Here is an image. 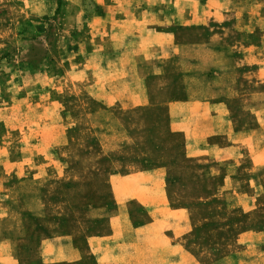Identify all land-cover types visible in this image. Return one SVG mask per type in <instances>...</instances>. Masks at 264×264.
<instances>
[{
	"label": "rangeland",
	"instance_id": "rangeland-1",
	"mask_svg": "<svg viewBox=\"0 0 264 264\" xmlns=\"http://www.w3.org/2000/svg\"><path fill=\"white\" fill-rule=\"evenodd\" d=\"M161 1L0 0V162L6 157L15 162L0 164V208L8 201L14 215L7 222L13 226L15 213L19 216L32 205L24 197L23 204L11 208L9 202L18 200L20 190H39L42 208L40 217L21 212L23 227L12 231L19 240L20 264H80L70 262L65 250L52 255L51 242L63 247L68 238L88 257L85 241L96 226L87 220V210L112 204L109 174L161 166L166 168L168 206L184 217L178 264H224L225 256L228 264H237L243 243L257 238L264 250V164L250 160L247 148L240 158L233 150L225 153L223 145L213 155L185 145L186 137L181 128L175 130L178 125L171 123L167 107L172 102L167 100L183 97L177 80L174 86L162 77L150 81L146 106L126 100L130 92L121 65L147 64L135 37L143 25L134 22L156 23L150 15H167ZM235 29L231 38L238 36ZM195 37L180 32L177 39ZM125 49L136 52L121 54ZM259 67L264 70V64ZM259 67L238 68L232 101V126L248 138L258 127L264 135V71L257 74ZM107 94L121 99L113 107L95 100ZM47 147L48 167L42 165L43 154L36 153ZM224 156L240 164L214 161ZM22 158L30 164H16ZM33 173L42 174L41 179L14 188ZM216 173L220 175L214 177ZM225 173L235 178L230 190L222 181ZM131 213L140 226L147 221L142 207L132 205ZM243 234L247 236L239 238ZM254 234L259 235L250 236Z\"/></svg>",
	"mask_w": 264,
	"mask_h": 264
},
{
	"label": "crops",
	"instance_id": "crops-1",
	"mask_svg": "<svg viewBox=\"0 0 264 264\" xmlns=\"http://www.w3.org/2000/svg\"><path fill=\"white\" fill-rule=\"evenodd\" d=\"M161 5L165 7L167 15H150L156 23H143V19L133 21L136 26L143 25L141 34L135 37L139 38L137 47L143 48L147 54L144 58L147 64L145 68H137V64L130 63L121 65L123 76L128 78L130 93L126 100L131 102V105L136 102L139 105H148L150 99L147 86L155 77L166 79L167 85L170 86L180 82L182 99L167 100L172 101L167 107L171 123L178 125L175 130L181 128L179 131L186 137L185 145H196V151H204L206 155L217 154L221 151L219 145H223L225 153L231 154L233 150V156L240 158L241 150L247 148L250 160L263 165L264 158L261 160V156L264 154V148L259 147L264 145L263 127L250 131L249 138L245 132L233 128L232 101L237 91L238 68L259 67L264 64V0H206L204 3L199 0H162ZM146 16L149 15L145 14V18ZM233 28H237V38L229 36ZM180 32L194 33L196 37L180 41L181 39H177ZM244 33L250 35L249 41L242 36ZM120 52L129 55L136 51L125 49ZM235 52H240L241 56L236 57ZM263 71L259 67L257 74ZM120 99V95L95 96V100L107 107L115 106ZM186 123H191V126H184ZM49 149L50 147H47L45 151L36 152L38 155L43 154L42 165L47 167L50 166L46 156ZM253 150L259 151L253 155ZM233 156H224L214 161L218 164L234 162L228 165L232 167L236 164L237 167L240 163L235 162ZM23 160L22 158L16 164H30L29 160ZM31 162H34L33 158ZM7 163L15 164L9 162L7 157L0 162L3 165ZM219 175L220 173H216L214 177ZM41 176L40 173H33L28 177L30 179L25 178L26 180L17 182L14 188H20L27 183L35 184ZM165 176L166 168L163 166L151 170L136 169L126 173L109 174L112 204H105L101 208L90 207L87 210V220L96 226V232L89 234L85 241L88 257L80 254L68 238H64L68 241L63 247H56L51 242V254L54 255L57 249L65 250L70 262L80 264H90V260L93 264L180 263L181 255H178L181 249L178 247L177 238L185 232L182 223L184 217L182 211H172L168 206ZM234 180L231 173L223 175L224 185L229 184L226 190L231 189ZM256 180L259 179L256 177ZM20 191L18 200L12 199L9 202L11 208L14 204H23L24 197L29 198L32 205L26 206L23 211L40 217L42 208L39 204V190L26 194L23 190ZM231 193L246 197L242 192ZM7 204L0 208V264H20L16 254L19 240L15 235L12 236V231L19 233L22 229L23 211L19 216H16L18 212L15 213L14 226L8 225L7 221L12 218L14 212H9ZM132 205L142 207L146 211L147 221L142 226L131 213ZM255 235L259 234L250 236ZM244 236L247 235L243 234L239 238ZM243 245L245 246L237 264H264L261 238H257L255 243ZM228 259L226 256L223 258L224 264H228Z\"/></svg>",
	"mask_w": 264,
	"mask_h": 264
}]
</instances>
